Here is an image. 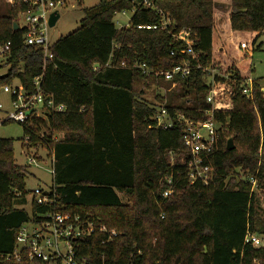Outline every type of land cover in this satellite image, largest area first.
<instances>
[{
  "label": "trees",
  "instance_id": "1",
  "mask_svg": "<svg viewBox=\"0 0 264 264\" xmlns=\"http://www.w3.org/2000/svg\"><path fill=\"white\" fill-rule=\"evenodd\" d=\"M148 1L156 10L143 0H98L83 9L80 26L51 45L48 62L41 50L24 44L23 30L13 31L24 5L10 3L8 15L0 16V48L10 43L1 57L7 71L0 87L18 84L31 95L40 78L46 98L65 107L63 114L29 117L21 126L22 145L27 138L29 147L44 148L53 158L47 204L28 201L26 169L15 163L13 140L0 139V264H51L11 257L20 228L48 213L93 225L92 234L74 242L77 264H264V248L245 243L247 234L264 235L249 181L264 189V94L254 81L246 97L240 85L251 72L216 62L213 0ZM157 11L168 15L172 32L190 30L203 69L233 74L232 108L213 114L219 140L209 156L213 179L207 185L190 183L181 164L190 155L177 117L208 119V74L193 69L172 87L137 68L167 72L183 62L182 55H170L183 44H173L167 31L137 29L158 27ZM125 12H132L129 25L116 29L114 17ZM229 12L231 32L249 34L258 50L264 0H230ZM150 91H156L152 101L145 98ZM160 107L171 128L157 124Z\"/></svg>",
  "mask_w": 264,
  "mask_h": 264
},
{
  "label": "built area",
  "instance_id": "2",
  "mask_svg": "<svg viewBox=\"0 0 264 264\" xmlns=\"http://www.w3.org/2000/svg\"><path fill=\"white\" fill-rule=\"evenodd\" d=\"M10 3L12 5L22 4L25 6V9L18 14V17L22 18L24 22L22 27L18 26V29L24 31V44L41 50L44 62L51 61L52 54L50 53V28L48 26V20L53 12L59 14L60 10L65 7V0H10ZM142 4L147 8L155 9L148 0H143ZM157 13L161 16L158 27L138 26L137 29L157 30L159 28L160 30L167 31L172 36L173 44H183L180 51L177 53L171 52L170 55H182L184 58L183 62L181 65L167 72L158 71L154 73L146 69L144 65L137 66V68L143 74L154 75L164 82L171 83L172 87L177 84V78H187L193 69L202 70L208 74L209 92L206 96V104L210 106V110L206 112L208 119L200 122L190 121L182 116L177 117V120L184 126V146L190 155L188 161L185 162L183 160L181 164L186 166L187 177L190 183L200 181L207 185L213 179L209 156L216 149L219 140V125L213 120V114L217 111H229L232 108L233 74L229 71L228 74L221 75L217 68L203 69L200 64V55L193 50V45L196 40L192 39L190 30L182 29L176 33L172 32L169 28L173 26V23L168 15L161 11H157ZM9 47L10 43L7 42L0 48V58L9 51ZM237 48L250 53L254 51V47L249 43H243L240 46L237 45ZM220 66L225 68L226 64L222 62ZM215 78L221 79V82H216ZM253 83L254 80L249 76L240 85L246 97H250ZM34 87L35 91L31 95L26 94L18 84L2 87L3 92L10 95V105L12 108V111L8 113L5 119L6 122H14L23 126L29 117L45 119L46 114H63L65 112L63 105H56L51 98L47 99L43 94L40 89V78L35 80ZM261 93L264 94V91L261 90ZM158 111L156 117L157 124L163 128H171L172 121L168 118L167 111L164 107H160ZM27 141L28 139L25 138L24 149L34 150L28 146ZM44 150L48 152L46 149ZM35 153L26 157L28 165L39 166L42 162L41 159L37 158L38 153ZM49 161L51 168L50 175L53 176L52 156H49ZM249 181L253 189L256 181L252 178ZM31 194L37 205L50 202L46 192L43 190L35 189ZM168 194H170V191L165 192L164 196ZM97 230L100 233H107L110 239L116 237L114 230L108 232L104 226H98ZM93 232L94 227L88 221L81 222L78 217L71 218L68 215H62L60 213H48L43 216L39 223L24 224L20 228L16 235L15 249L11 257L15 261H19L22 255H26L29 261L39 260L43 263L51 264H77L74 258V242L80 236L92 234ZM245 243L251 244L254 248H264L260 240L251 234L246 235ZM7 259H10V256H7Z\"/></svg>",
  "mask_w": 264,
  "mask_h": 264
},
{
  "label": "rangeland",
  "instance_id": "3",
  "mask_svg": "<svg viewBox=\"0 0 264 264\" xmlns=\"http://www.w3.org/2000/svg\"><path fill=\"white\" fill-rule=\"evenodd\" d=\"M65 7L59 12V19L56 22L55 26L49 30V43L50 45L54 44L60 37L67 36L68 34L75 31L80 26V21L83 19V9L91 8L98 3V0H65ZM10 0H0V16L8 15V4ZM132 17V12H125L123 14H118L114 17L113 23L116 29L127 27L129 21ZM17 25L22 27L24 22L23 19L17 18ZM229 41H222L220 46H223L224 52L222 60L226 65L234 64L236 67L241 68L243 71L242 74L250 76L255 80L259 85L261 90L264 91V34L260 40L256 43L257 47L261 44V47L258 50L250 52L243 51L238 49L237 45L240 46L243 43L251 42V36L247 33L241 35L242 39L233 40L232 36L227 33ZM217 36L216 33L213 35V46H216ZM251 57V58H250ZM215 59L217 62L222 63L220 55L216 52ZM7 68L3 65V59L0 58V76L6 74ZM13 84H17L16 81ZM156 91L148 93L146 99L152 101ZM163 96V91H162ZM0 139H11L13 140V156L15 163L26 169L25 177V188L29 193L28 201L32 198L31 192L35 189L43 190L48 192L52 182V176L50 175V161L49 155L44 150V148L37 147L32 148L38 153L37 158L41 159L42 162L39 166L28 165L26 157L33 155L34 150L24 149L21 139L23 136L22 128L20 125L9 122L2 124L6 119L8 113L12 111L10 105V95L5 94L0 87ZM58 139V137H57ZM22 145V146H21ZM23 147V148H22ZM35 153V154H36ZM36 157V155H35ZM259 166V165H258ZM258 174V170L255 175ZM253 193L256 199V212L258 218L264 221V189L253 187ZM124 201V200H123ZM25 210H29V204L24 206ZM254 237L258 238L261 242V245L264 246V235L253 234Z\"/></svg>",
  "mask_w": 264,
  "mask_h": 264
},
{
  "label": "crops",
  "instance_id": "4",
  "mask_svg": "<svg viewBox=\"0 0 264 264\" xmlns=\"http://www.w3.org/2000/svg\"><path fill=\"white\" fill-rule=\"evenodd\" d=\"M213 2L215 4L214 18H215V23H216L214 34L216 33V36H217L216 46H213V48L220 55V57H221L220 61L223 62V60H222L223 56L222 55H223V52L225 50H224L223 46H220V45H221L222 41H224V40H227V42L229 41V37L227 36V33L229 32V34L232 36V39L235 40V41L239 40V39H242L241 35H243V34L233 33V32H231V30L229 28L230 0H213ZM8 7H11L10 3L8 4ZM250 44H251V42H250ZM236 68L241 73L243 72L241 70V68H238V67H236ZM4 122H5V120L2 122V124Z\"/></svg>",
  "mask_w": 264,
  "mask_h": 264
},
{
  "label": "water",
  "instance_id": "5",
  "mask_svg": "<svg viewBox=\"0 0 264 264\" xmlns=\"http://www.w3.org/2000/svg\"><path fill=\"white\" fill-rule=\"evenodd\" d=\"M59 19V14L56 13V12H53L50 17H49V20H48V26L49 28H52L55 26L56 22L58 21ZM18 30V25L17 23H13V31H17ZM6 75H2L1 78L5 77ZM227 150L228 151H232L233 150V144H232V141L229 140L227 142Z\"/></svg>",
  "mask_w": 264,
  "mask_h": 264
}]
</instances>
